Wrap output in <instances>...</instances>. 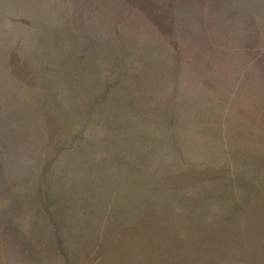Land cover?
Segmentation results:
<instances>
[{
  "label": "rangeland",
  "instance_id": "374dc122",
  "mask_svg": "<svg viewBox=\"0 0 264 264\" xmlns=\"http://www.w3.org/2000/svg\"><path fill=\"white\" fill-rule=\"evenodd\" d=\"M4 86L21 151L74 127L53 176L95 180L0 264H264V0H0Z\"/></svg>",
  "mask_w": 264,
  "mask_h": 264
},
{
  "label": "trees",
  "instance_id": "16d2710c",
  "mask_svg": "<svg viewBox=\"0 0 264 264\" xmlns=\"http://www.w3.org/2000/svg\"><path fill=\"white\" fill-rule=\"evenodd\" d=\"M39 87L43 89L41 92L43 96H47L45 85ZM20 90L18 89L19 93ZM0 91L9 100L15 101V89L12 90L11 87L5 89L4 86L0 88ZM30 100L32 101L33 98L26 101L16 100L15 103L16 105L18 103L24 105ZM41 100L43 99H39L38 102ZM35 101L37 102V99ZM1 103L0 99V109ZM3 110L5 113L3 111L0 113V224L2 230L6 231L4 233L10 238H20V234L23 232L39 233L46 222L59 229L65 225L63 223L72 222V220L80 221V218L73 219V217H77L74 214L80 213L81 206H83L81 205L82 201L83 204L86 203L87 194L90 193V188L93 186L91 183L95 180V176H53L57 157L59 159L63 150L67 149L73 142L71 138L74 136L71 137L68 134L73 133L71 131L74 127L65 128L60 132L61 134L53 135L54 137H50L51 133L48 130L40 128L35 132L36 135L30 139L29 144L26 143L27 145L23 146V151H21L18 143L13 142L15 125L12 114L14 112H11L13 110ZM18 115H23V119L30 116V121L33 118L32 111L31 114L26 112L18 113ZM39 118L40 115L35 116L36 121L33 120V123H29L33 127L31 130L41 121ZM68 122L75 125L71 119H68ZM50 138L51 140H49ZM34 143L42 146V157L39 156L41 158L38 161L39 166L35 167V176L10 174L7 169H12V166L14 170L19 172L26 169L21 164V158L28 156L24 148L33 146ZM15 156H17V161H15ZM85 177L88 182L84 180ZM164 184L171 187L170 183Z\"/></svg>",
  "mask_w": 264,
  "mask_h": 264
}]
</instances>
